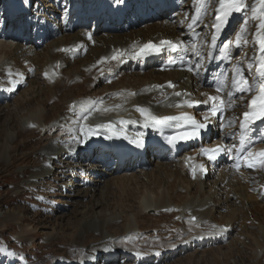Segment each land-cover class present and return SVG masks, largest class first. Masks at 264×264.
I'll use <instances>...</instances> for the list:
<instances>
[{
    "label": "bare ground",
    "instance_id": "bare-ground-1",
    "mask_svg": "<svg viewBox=\"0 0 264 264\" xmlns=\"http://www.w3.org/2000/svg\"><path fill=\"white\" fill-rule=\"evenodd\" d=\"M3 1L5 4L4 15L7 19L6 22L8 21L6 30L9 32V37H0V49L3 51L7 49L8 54L10 53L11 56L6 58L0 54V109L3 107L10 108L11 105L9 103L16 101L22 93L32 97H29V101L45 94V101L48 105H53L54 108L50 110L45 107L46 105L42 104L29 111V115L15 126V133L10 134L7 140L12 141L16 135L22 137L24 134H32L34 132H38L41 135H45L50 131L58 133L56 137L48 138L46 144L39 151V154H42V163L35 169L33 175L26 182H23L24 187L28 189L36 188L43 180L60 176L57 170L62 169V175L65 180H62L61 186L63 187V192L68 193L65 197L76 202V200L84 198L81 193H84L83 191L86 188L90 189L89 200H92L94 198L92 196L93 192L106 194L112 186H115V189L120 187L125 190V188L131 187L134 183H142L144 177H154L157 180L156 172L152 174L153 169L150 170L151 173L143 170L148 166L149 162L143 167L126 163L123 167H115L114 170L117 169V171L113 170L108 173L106 170L104 171V168L106 157H109V155L102 154L99 159L93 161V164L91 163L87 170H83L81 168L82 165L76 161H82L87 158L98 138L113 135L126 140L125 133H121L116 128L122 125L126 129L135 131L138 125L146 123L145 115L142 114L140 109L156 117L169 112L175 113L177 112L176 109L183 104L180 96L176 97L173 95L175 91H187L191 87L197 86L201 88L206 86L207 73L215 70H212V67L206 62L202 73L199 74V70L202 66L203 54H208L206 49L209 36L207 37L206 35V27H211L212 25L213 16L217 13L216 9L219 7V0H160L170 7V11L161 15L159 20L145 21L142 19V15L139 14L137 15L138 18L132 22L133 16L130 17L129 15L125 22L121 24L123 11H129L131 7L136 10L134 11L135 14L137 11L142 12L144 10L150 12L152 6H157L159 2L150 3L149 0H141V3H138L136 0H115L113 5L108 8L104 5L105 0H100L97 4H92L89 0H61V4H50L44 9L38 10L41 14L39 18L44 22L41 34L38 30H34V26L30 25L29 20L22 21L17 34L16 32L13 33L14 30L12 31L11 24L13 18L7 13L10 3L9 0ZM148 3H150L149 6H147ZM262 3L260 0H252L251 2L244 0L245 7L239 12L233 11L236 13L234 20L240 22L238 29L232 36L235 39L236 34L241 32L246 25L248 10L253 12V9H256V12H253L255 14V30L251 37L249 55L245 57L249 61L251 54V63L254 59L261 56L259 45L256 42L260 34L257 27L260 21L256 17L264 12ZM176 5L178 7H175ZM36 6L37 4L34 5V8ZM55 7L60 10V13L51 12L52 8ZM25 10L26 7L23 6V14ZM109 10L115 12L116 20L114 24L109 25V20L106 19L104 25L98 29L97 33H94L95 21ZM118 10H120V13H117ZM72 16L77 17L75 23L70 20ZM34 22L31 21V24ZM53 23L58 26V30L54 33L52 32L53 35L46 40V44L40 45V41L48 36V28ZM90 26H92L91 29H89ZM3 33L4 31L1 34ZM193 35L195 36L194 41L191 42L190 37ZM162 39L178 42L180 45L178 56H184L190 63L193 64L195 61L200 60L197 66L191 68L190 76H180V73L175 71L161 72L155 66L144 69L141 61L135 58V51L145 41ZM76 48L78 50L75 52ZM114 55L117 56L116 59H112ZM123 59H130L131 63L124 65L122 68L121 62ZM58 61H60V66L57 69ZM36 68L39 69L38 78L43 81L41 83L42 86L39 85L37 89L33 86L34 82L31 79L36 74ZM66 68L69 69L65 71ZM26 70L27 72H25ZM218 71H224V64L221 65ZM253 71L252 80L248 81L246 85L243 83L234 84V81L238 82L241 79L238 75H242V73H239L236 79L226 86L227 95L224 98L226 109L223 122V131L225 132L219 134L220 141L225 142L231 134L236 132L235 129L232 130L228 125L231 126L234 121V114L246 107L252 91L257 89V79L254 77ZM170 79L176 81V87L172 91L162 87L165 93H161L155 87H152L154 83L162 84ZM100 86H103L102 89H96ZM242 86L250 87L252 90L241 92L238 88ZM134 91L136 93L133 95ZM176 103L178 104L175 105ZM21 106H13L9 115L17 120L18 115L22 111L19 109ZM201 113L202 110L198 112V114ZM49 116L51 118L47 119ZM11 117L9 116V118ZM105 122L111 123L112 127L110 126L109 130H106L107 127H103ZM220 127L221 125H218V129ZM257 133L260 134V132ZM84 150H86L85 154H83ZM195 152L191 150L187 153L195 154ZM65 154L70 160V167L66 165L63 169L60 166L62 164L60 161ZM71 154L74 155L72 156ZM237 158L235 156L234 162ZM248 162H254V173L244 171L241 174L236 173L238 169H235V163L234 166H231L225 172L218 173L217 179L215 178L221 185L220 190L223 191V198L228 201L230 198H234V201L226 205L227 208L236 206L235 210H233L234 213L239 210L235 204L236 193L244 194L248 189H252V185L256 181L258 182V196L264 200V195H261V187L264 186V165L256 162L255 157L242 163L247 164ZM48 165L53 168H49ZM149 165V167L155 168L154 171L165 172L168 177L167 183L177 178L178 180H183L184 177L190 178L188 170L183 166L182 157L179 159H173L170 156L155 158L152 165ZM76 168L79 170V176L72 171ZM213 172L214 170L210 171L207 178L213 175ZM204 179L198 176L194 181H189V185L183 183L175 185V194L167 195L163 191L162 198H164H161L162 201L159 202V206L167 207L169 204L166 200H172L174 196L178 197L181 194L178 193L180 190H184L183 194L186 195L191 189L198 190L202 186V180ZM233 180L235 182L238 181L236 186ZM183 182L186 183L185 180ZM226 186L228 187L226 188ZM232 187L234 188L232 189ZM152 198L150 194L143 198V200H146L143 203L144 210H151L150 206H152L153 202L151 201L152 203L150 204L147 200H154ZM197 199H200V197ZM209 202L207 203L206 201L204 204L199 205V207L205 204L208 205H205L207 208L204 211H200L199 207H193L194 203H192L190 208V214H188L189 209L184 214L179 209L180 215H184L183 224L190 229L187 231L182 229L181 233L183 235L177 231L178 240L175 243L168 244V248L172 247L169 250H180L182 245H185V238L191 244H202L201 242L210 241L216 244L217 242L225 241V239H230V233L225 228L229 225L234 228L236 222H222L223 224H220V226L213 224L212 208L214 205ZM193 216L197 217V221L194 224L190 223ZM222 217L224 216L220 215V218ZM237 217H239V214ZM106 223L108 222L97 217L85 219V230L83 232L88 235L90 230L91 232L98 230L97 227L101 225L102 229L100 231L105 236L103 229ZM259 244L261 246L264 245V241ZM99 252L101 250L97 251L93 258L98 256ZM115 252H109V257L105 264L113 262L115 258L111 256ZM164 252L166 251L156 252L155 259H161ZM166 253L168 254V251ZM145 256L148 257L146 261H149L150 255L146 254ZM86 260H82L78 264H86Z\"/></svg>",
    "mask_w": 264,
    "mask_h": 264
},
{
    "label": "rangeland",
    "instance_id": "rangeland-1",
    "mask_svg": "<svg viewBox=\"0 0 264 264\" xmlns=\"http://www.w3.org/2000/svg\"><path fill=\"white\" fill-rule=\"evenodd\" d=\"M3 2L0 0V37L9 35L6 30L8 21L6 22L7 19L4 15L5 4ZM57 3L61 4V0H39L35 7L36 15H41L38 10ZM262 6L264 8V2ZM51 12L60 13V10L55 7L52 8ZM247 13L245 30L242 32L243 40L240 44L241 49L231 55L230 64H236L243 77L250 81L252 74L251 54L249 61L245 57L249 55L251 37L255 30V14L249 10ZM72 18H70L71 22L75 23L77 17L72 16ZM35 22H37V27L40 26L41 30L38 32L41 34L44 22L41 18ZM103 23L104 21L99 24V27H102ZM239 24L240 22H237L235 25L233 34L238 29ZM56 28L54 23L50 24L51 33L40 41V45L43 46L47 43L46 40L50 39ZM91 28L92 26L89 27V29ZM3 31L4 33L1 34ZM7 51V49L4 51L0 49V54L9 58L11 54H8ZM20 63L23 64L21 61ZM67 69L69 68H66L65 71ZM35 73L31 79L34 82L33 86L37 89L39 85L42 86L43 81L38 78V68H36ZM102 87L96 89L99 90ZM44 95L29 101V97H32L22 93L16 101H8L11 105L10 108L3 107L0 109V264H78V262L86 259V264H105L109 252L113 251L116 252L111 257L115 259L109 264H264V245L262 247L259 244L264 241V200L258 196V182H255L252 189H248L244 194L236 193L235 204L239 210L235 213L233 210L236 206L229 208L226 206L234 201V198H230L229 201L223 198V191L220 190L221 185H219L218 180H214L216 174L207 182L204 181L205 184L202 182L203 185L198 190L191 189L188 195L183 194L184 190H180L178 193L181 194L178 197L174 196L175 185L179 183L189 185L188 178L187 180L186 177L182 178L186 183L183 180H178V178L167 183L168 177L165 172L154 171V167L148 168L147 171L143 170L151 173L150 170L153 169L152 174L156 172L157 180L154 177H144L142 183H134L135 185L133 184L125 190L120 187L115 189V186H112L106 194L93 192L94 198L92 200H89L91 191L88 188L83 191L84 193H81L84 198L76 200V202L65 197L68 193L63 192L61 186L62 180H65L62 169L57 170L60 176L43 180L36 188L26 189L23 182H26L42 163V154H39V151L46 144L48 138H54L58 133L50 131L41 135L34 132L24 134L22 137L15 134L16 136L12 141L7 140V137L15 133V126L38 105L43 104L46 105L47 109H54L53 105L47 104ZM20 105L22 106L19 109L22 111L18 116L21 117L16 120L9 115L10 110L13 106L19 107ZM23 107L24 109H22ZM50 118L49 116L47 119ZM60 162L63 169L66 165L70 167L67 154L61 158ZM72 171L79 176L77 168ZM233 183L236 186L238 181L233 180ZM163 191L167 195L174 193L172 200H166L169 204L167 207L176 208L178 211L156 215L145 214L147 210H144L143 203L146 200L143 198L150 194L154 199L147 200L150 204L153 202L150 206L151 210L162 209L163 207L159 206V202L162 201ZM195 196L196 198H194ZM199 197L209 200L197 199ZM206 201L207 203L210 201L209 203L214 205L212 208L213 224L220 226L226 222H236L235 227L230 231V239H225L227 242L223 241L219 244L211 241V243L200 241L202 244H191L185 238V245H182L177 253L170 252L164 254L161 259H155L156 252H167L172 248H168V246L178 240L177 231L183 235L182 229L185 231L190 229L183 224V214L188 209L190 210L192 203L195 204L193 207L198 208ZM205 205L207 206V204ZM179 209H181L183 216L180 215ZM189 213L191 210L188 211ZM238 214L239 217H237ZM220 215L224 217L220 218ZM91 217H97L108 222L103 229L105 236L100 231L101 225L97 227L98 230L92 232L90 230L88 235L83 232L85 230L84 220ZM99 250L101 252L93 258V255ZM146 254L151 256L149 261H146L148 259Z\"/></svg>",
    "mask_w": 264,
    "mask_h": 264
},
{
    "label": "snow or ice",
    "instance_id": "snow-or-ice-1",
    "mask_svg": "<svg viewBox=\"0 0 264 264\" xmlns=\"http://www.w3.org/2000/svg\"><path fill=\"white\" fill-rule=\"evenodd\" d=\"M264 2V0H262ZM245 7L244 0H219V7L216 9L217 15L216 20L220 23H224L226 21V18L233 12H239L242 10V8ZM253 12H256V9H253ZM260 22L257 25L259 30V36L258 40L256 41L259 45V49L261 52V56L259 57L258 65L256 68L257 75L261 78V82L258 86V89L256 90V94L252 96V99L248 102V108L249 111H246L244 113L245 121L252 122L256 119L264 118V12H262L258 17H256ZM219 26V25H217ZM245 29H242L241 32H238L235 37V44L237 47L240 46L241 41L243 40L242 32ZM245 43L247 41H244ZM161 44H169L170 47H175V45H172L169 41H162ZM160 48L152 43L145 44L143 48L141 49V53L143 54L145 52H158ZM117 56H113L112 59H116ZM234 83H243L247 84L246 81L236 82ZM169 86H172L169 84ZM239 91L245 92V91H251L252 89L247 86H242L238 88ZM220 89L217 88V92H219ZM177 95H180L177 93ZM210 101H220V103H223V101L218 96H209L208 98ZM188 107H192L193 103L191 101L185 100L183 102ZM142 114L145 115L146 123L145 126H148L149 123L152 126H170V122L172 121H181L183 120L186 123H189L191 125L192 130L190 132H186L181 134L179 137L176 138H169V143H173L174 139H191L194 136H197L199 134V130L206 127L203 123H198L195 119H193L190 116H187V114H181V116H164V117H156L149 113H147L145 110L140 109ZM212 114H216V108L213 107ZM205 120L208 119L207 116L204 117ZM104 127H110V125H103ZM246 124H241V127H245ZM221 149L215 148V149H203V153L205 155H208V158L215 159V154H217ZM253 154L251 152L248 153V157H251ZM258 160L257 162L264 165V151H261L256 154ZM247 159V157H246ZM247 167H254V162H248ZM237 169H239V165H236ZM201 171H203V167L201 166Z\"/></svg>",
    "mask_w": 264,
    "mask_h": 264
}]
</instances>
